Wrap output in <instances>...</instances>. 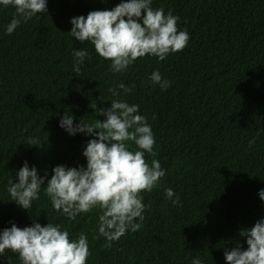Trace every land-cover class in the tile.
Wrapping results in <instances>:
<instances>
[{
	"label": "trees",
	"instance_id": "obj_1",
	"mask_svg": "<svg viewBox=\"0 0 264 264\" xmlns=\"http://www.w3.org/2000/svg\"><path fill=\"white\" fill-rule=\"evenodd\" d=\"M120 2L47 0V13L21 22L11 35L6 26L15 9L0 5V231L13 223L31 226L35 217L42 226L60 225L72 240L83 233L87 264H226V247L237 241L247 247L240 230L264 219L258 195L264 189V0H152L153 9L178 17L187 46L163 61L145 56L113 73L93 44L68 32L71 18ZM80 49L89 55L75 73L72 53ZM154 71L171 81L167 90L151 82ZM120 83L132 91L125 94ZM117 99L139 106L155 139L145 160L159 161L166 174L141 193L146 207L134 221L140 228L106 247L98 209L69 219L42 188L27 211L10 201L8 188L25 161L48 179L57 165L86 166L82 153L91 137L69 135L60 118L67 112L74 124L102 121L97 108ZM30 138L42 145H27ZM169 188L179 197L175 206L165 195ZM0 264L21 261L6 250Z\"/></svg>",
	"mask_w": 264,
	"mask_h": 264
},
{
	"label": "clouds",
	"instance_id": "obj_2",
	"mask_svg": "<svg viewBox=\"0 0 264 264\" xmlns=\"http://www.w3.org/2000/svg\"><path fill=\"white\" fill-rule=\"evenodd\" d=\"M0 5L15 9L6 26L9 35L21 22L48 12L47 0H0ZM151 5L152 0H121L111 10H94L86 17L71 18L68 33L77 42L93 44L95 52L111 62L113 73L125 72L145 56L163 61L169 54L183 51L189 34L178 30V17L171 11L166 15L163 8L153 9ZM72 55L73 72L80 73L88 51L74 50ZM150 80L161 90L171 85L159 71H154ZM117 87L125 94L132 91V87L123 83ZM109 91L113 96L120 95L115 88ZM110 105L97 108L104 120L96 119L95 123L80 119L74 124L75 118L67 112L60 118L59 127L69 135L82 133L91 137L82 153L86 166L57 165L48 179L47 173L40 176L35 166L30 168L25 161L16 174L18 182L11 178L8 188L10 201L27 211L39 199L42 188L53 209L69 219L98 209V234L108 241L106 247H111V242L118 241L128 230L135 232L140 228L134 221L143 219L146 206L141 193L152 191L166 174L159 161L153 160L150 166L145 160V153L153 152L155 139L146 117L139 114V106L118 99ZM130 142L135 144V151L131 150ZM27 145L42 144L30 138ZM165 195L174 206L179 203L172 189H167ZM258 195L264 201V189ZM239 236L245 239L247 247L239 241L234 247H226V264H264V219L241 229ZM6 250L18 254L21 264H87L90 255L85 234L72 240L60 225L47 222L42 226L35 217L31 226L19 228L13 223L0 231V256ZM192 264L201 261L194 259Z\"/></svg>",
	"mask_w": 264,
	"mask_h": 264
}]
</instances>
